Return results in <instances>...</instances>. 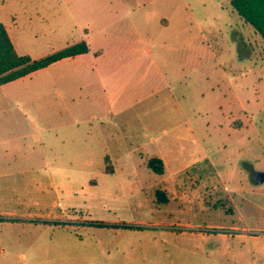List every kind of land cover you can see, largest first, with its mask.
<instances>
[{
    "label": "rangeland",
    "instance_id": "374dc122",
    "mask_svg": "<svg viewBox=\"0 0 264 264\" xmlns=\"http://www.w3.org/2000/svg\"><path fill=\"white\" fill-rule=\"evenodd\" d=\"M165 1L129 0L127 5L147 8L134 14L139 19L160 13ZM171 1L178 4L185 27L164 44H147L152 98L145 94L150 86H140V72L133 77L137 86H125L126 76L114 73L116 86H104L101 97L96 91L75 100L74 120L81 122L84 101L90 125L84 130L79 124L71 141L62 142L59 131L52 152L45 151V165L0 171V264H264V183H257L248 168L242 173L247 177L237 181V146L225 138L202 145L215 177L204 185L202 172L191 168L199 142L181 139L184 129L225 130L232 92L224 86H233L260 126L264 71L240 38L241 18L231 0ZM93 2L20 0L15 8H0V15L3 21L14 17L10 30L20 40V51L39 60L79 39L72 14ZM101 108L105 114L98 113ZM40 130V125L32 129ZM39 138L51 140L42 133ZM252 142L257 149V140ZM19 146L28 150L36 144L27 136ZM259 150L264 154L263 147ZM165 156L176 161L167 176L182 186L181 197L176 186L168 194L145 163ZM6 160L12 167L14 157ZM157 191L165 194L161 201Z\"/></svg>",
    "mask_w": 264,
    "mask_h": 264
},
{
    "label": "crops",
    "instance_id": "0c3cea01",
    "mask_svg": "<svg viewBox=\"0 0 264 264\" xmlns=\"http://www.w3.org/2000/svg\"><path fill=\"white\" fill-rule=\"evenodd\" d=\"M127 1L129 0H94L89 5L83 4L81 10L79 7L76 8V13L72 16L74 28L81 33L79 39L52 49L46 56L81 42L86 43L89 51L62 59L15 81L0 84V115L4 116V120H0V122L2 121L0 124V171L20 167L37 169L45 165V151L52 152V145L58 140L59 131H62V142L71 141L75 130L81 126L79 124H83L84 130L90 125V118L87 114L89 105L84 117V101L80 106L81 122L74 120L75 100L88 99L90 94L96 91L100 95V92L105 89L104 86H116L111 78L114 73L126 76L124 77L125 86H137L136 79L133 77L140 72L144 75L140 86L143 89L150 86L149 89H146L145 94L150 98L154 96L153 86L155 85L150 73L153 59L147 57V51H150L147 44L156 40L163 44L168 42L170 36L179 35L184 30L185 24L178 14V4L171 0H166L159 6L160 13L150 16L145 13L139 19H135L134 14L138 10L142 11L147 8L144 5L131 8L130 5H127ZM19 4L20 0H0V8L5 5L15 8ZM73 9L69 7L70 11ZM171 11L173 12L171 13ZM243 22L241 19L240 38L249 44L250 54L248 55L252 56L257 67L264 71V42L250 25ZM0 24L5 27L17 54L26 55L18 47L20 40L14 37L10 30L15 29L14 17L9 18V21H3L0 15ZM166 85L168 86V83ZM224 87L227 93L232 92V97H230L232 102L228 104L225 112L226 118H223L222 122L226 127L225 130L215 131L216 134L206 131L187 133L185 129L182 132L181 139L183 141L195 138L196 142H199L196 144L198 148H195L199 152L196 159L193 160L191 168L202 172L201 182L204 185L208 181L211 183L215 179L211 171L213 169L212 161L202 145L217 144V140L227 138L228 145L237 146L233 153L236 161L235 169L239 170L240 174L236 178L237 181L242 182L247 177V173H242L244 168H248L257 183H264V160H262L264 154L259 150L261 147L264 149L262 111L259 112L258 118L261 125L257 126L253 118L248 115L247 104L242 96L233 92V86ZM166 89L168 90V88ZM95 106L100 107L101 104L95 103ZM98 113L105 114L106 110L101 108ZM7 114L10 116L6 120ZM37 125L43 127V130L38 133L44 134L51 140L43 141L39 138L38 133L32 131ZM208 126L210 127L209 123ZM208 126L207 128H209ZM219 127L222 130V125ZM26 130L32 132L26 134ZM27 136H32L33 143L36 144L28 150L25 146H19V142L25 140ZM80 139L83 141V135L80 136ZM200 139L204 143L198 141ZM252 140H257V149L253 148ZM86 146L88 147V143ZM103 148L107 150L112 147L104 145ZM26 151L30 153L28 157L18 159ZM6 156L14 157L12 167L11 163L6 160ZM147 159H145V163ZM159 159L164 164V172L159 174L161 177L159 183L164 185L168 194L173 186L178 187L180 192L178 191L177 196L181 197L182 186L173 179L174 176H167L170 170L176 168V161L166 156ZM254 167H260L262 171H255ZM227 201L229 202V200Z\"/></svg>",
    "mask_w": 264,
    "mask_h": 264
},
{
    "label": "trees",
    "instance_id": "16d2710c",
    "mask_svg": "<svg viewBox=\"0 0 264 264\" xmlns=\"http://www.w3.org/2000/svg\"><path fill=\"white\" fill-rule=\"evenodd\" d=\"M231 6L264 42V0H232ZM88 51L86 43L81 42L39 60H33L29 56L17 54L5 27L0 24V84L15 81L62 59L85 54ZM147 165L157 174L164 172V164L158 158L147 159ZM156 195L159 201L165 197L160 191H157Z\"/></svg>",
    "mask_w": 264,
    "mask_h": 264
}]
</instances>
